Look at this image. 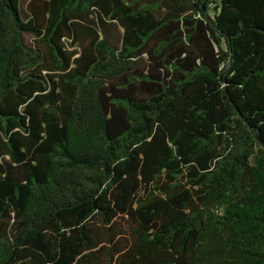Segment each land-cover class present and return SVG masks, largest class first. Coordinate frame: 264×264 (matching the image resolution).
Segmentation results:
<instances>
[{"label":"trees","instance_id":"16d2710c","mask_svg":"<svg viewBox=\"0 0 264 264\" xmlns=\"http://www.w3.org/2000/svg\"><path fill=\"white\" fill-rule=\"evenodd\" d=\"M0 264H264V0H0Z\"/></svg>","mask_w":264,"mask_h":264},{"label":"rangeland","instance_id":"374dc122","mask_svg":"<svg viewBox=\"0 0 264 264\" xmlns=\"http://www.w3.org/2000/svg\"><path fill=\"white\" fill-rule=\"evenodd\" d=\"M26 40H28V41H30V40H32L30 37H26Z\"/></svg>","mask_w":264,"mask_h":264}]
</instances>
